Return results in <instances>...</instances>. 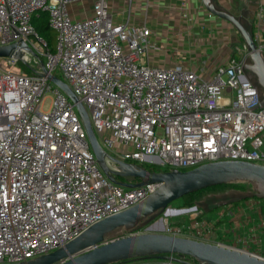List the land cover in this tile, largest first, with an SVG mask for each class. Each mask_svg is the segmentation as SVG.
<instances>
[{"label": "built area", "instance_id": "2783aa9c", "mask_svg": "<svg viewBox=\"0 0 264 264\" xmlns=\"http://www.w3.org/2000/svg\"><path fill=\"white\" fill-rule=\"evenodd\" d=\"M81 1L0 0V46L22 42L29 48H17L0 65V264L49 254L159 187L127 189L109 181L75 104L37 74L40 62L50 74L61 73L101 148L122 162L160 164L168 171L229 160L264 165L262 92L245 70V46L241 57L230 58L210 79L182 66L150 67L145 25L113 23L102 0L92 17L73 20L68 6ZM41 13L56 34L53 52L32 25ZM256 22L264 25V6L257 9ZM255 42L264 57V43L257 36ZM28 54L35 60L32 68ZM46 92L54 98L50 111L42 113ZM184 211L192 220L198 217L196 207ZM163 222L166 235L209 243L207 229H185L167 216ZM215 245L264 261L260 250ZM122 264L182 263L149 258Z\"/></svg>", "mask_w": 264, "mask_h": 264}, {"label": "water", "instance_id": "95a60500", "mask_svg": "<svg viewBox=\"0 0 264 264\" xmlns=\"http://www.w3.org/2000/svg\"><path fill=\"white\" fill-rule=\"evenodd\" d=\"M202 3L211 15L229 22L241 35L249 56L245 70L261 90V105L264 106V57L251 32L234 16L217 10L212 0H202ZM19 47L29 51L22 42L0 46V58L10 57ZM16 56L14 54L15 58ZM38 67L42 72L37 74L58 87L75 104L90 149L109 181L127 189L151 184L159 187L136 206L94 224L55 251L16 264H122L149 258L172 259L182 264H264V261L236 250L163 233V221L169 206L188 194L220 185L244 183L250 185L253 191L247 196L248 199L264 200V165L229 160L203 164L188 171L152 172L141 166L122 162L101 148L85 108L68 85L50 74L42 62ZM229 203L222 202L221 206ZM137 229H145L146 232L118 237L122 231L132 232ZM185 257L191 258L194 263L184 261Z\"/></svg>", "mask_w": 264, "mask_h": 264}, {"label": "crops", "instance_id": "0c3cea01", "mask_svg": "<svg viewBox=\"0 0 264 264\" xmlns=\"http://www.w3.org/2000/svg\"><path fill=\"white\" fill-rule=\"evenodd\" d=\"M101 0H83L68 6V14L77 20L81 11L85 20L93 16L94 5ZM113 23L127 26L145 25L150 30L148 64L154 67L182 66L203 79H210L216 69L232 57H241L244 41L239 32L227 21L211 15L202 0H102ZM217 10L224 11L249 31L254 40L264 43V25L259 27L256 12L264 0H212ZM232 202V201H231ZM250 199L236 206L230 203L215 211V217L192 220L183 224L185 229L202 228L210 244L224 243L250 250L243 237L251 236L246 223L251 221L248 212L257 205ZM194 216L191 218L193 219ZM204 226V227H202ZM247 232V233H246ZM251 233V234H250ZM231 238V240H230ZM220 239V241H216ZM224 240V242H223ZM246 240V241H245ZM261 251L256 248L254 251ZM251 251V250H250Z\"/></svg>", "mask_w": 264, "mask_h": 264}, {"label": "rangeland", "instance_id": "374dc122", "mask_svg": "<svg viewBox=\"0 0 264 264\" xmlns=\"http://www.w3.org/2000/svg\"><path fill=\"white\" fill-rule=\"evenodd\" d=\"M81 15H79V17L77 18V20H79V18H81V16H83L84 11H81ZM53 35L56 37V34L53 32ZM55 43L53 42L52 47H55ZM27 57L30 59L29 62V67L32 68L35 64V60L32 58V56L30 54L27 55ZM3 58H0V65L3 62L2 61ZM3 64V63H2ZM4 65V64H3ZM150 67H154L152 65H150ZM18 68V67H17ZM17 68H8L11 69L12 72H18ZM54 74L58 77L61 78V73L59 71H55ZM54 96L51 92H46L44 94V98L41 102L40 105V111L42 113H47L50 111L51 108V103L53 100ZM98 140L100 141V139L98 138ZM111 154L115 155L116 157H119V154L116 152H110ZM153 165V164H150ZM155 166L158 170L160 171H165L166 170V166H162L160 164H155L153 165ZM253 191L250 189L248 190V192H240L239 190H237L236 188H231L229 190H224V191H220V192H204L202 193V195L200 196V198L198 199V201L195 203L194 206L191 207H183L182 203L180 201H175L173 202L167 211V217L168 220L171 224H184L186 225L187 223L192 221V213L190 211H184L187 209H191L196 207L197 211H198V217L196 219L199 220L200 217L205 216L207 219H210V217H215L214 212H210V210L214 207H218L221 206V203L223 202H231V201H236L239 199H242L245 196H248L252 193ZM177 211H180L181 213H177ZM183 211V212H182ZM250 217H251V221L249 222L248 226H247V231L249 233V230L253 229L255 231V238L254 241H256V243L253 242L251 236H247V234H245L243 237L247 239H251L248 242V247L250 245V250L254 251L256 248H261V250L264 249V228L261 227V222L259 219L263 218L262 214H257L256 211H252V212H248ZM251 228V229H249ZM247 233V232H246ZM251 234V233H250ZM124 235H122L121 233L118 234V237H123ZM231 240V238H230ZM245 240V241H246ZM217 242L220 241V239L216 240ZM224 242V240H223Z\"/></svg>", "mask_w": 264, "mask_h": 264}, {"label": "trees", "instance_id": "16d2710c", "mask_svg": "<svg viewBox=\"0 0 264 264\" xmlns=\"http://www.w3.org/2000/svg\"><path fill=\"white\" fill-rule=\"evenodd\" d=\"M32 25L35 27L38 34L46 41L47 46L50 49V51L53 52L55 47H52V44H53V42H56V37L53 35V31L49 27L47 15L45 13H41L38 18H34L32 20ZM250 32L252 34V31H250ZM140 166L145 168L148 171L162 172V171L158 170L155 166L147 164V163L141 164ZM165 171H168V170L166 169ZM117 180H121V181L123 180L124 181V179H122V178H117ZM136 181L137 180H132V182H136ZM231 188H236L240 192H248V190L251 189L250 185L244 184V183H233V184H227V185H220V186L204 189L202 191H199V192H196L193 194H188V195L182 197L181 199H179L177 201H180L182 203V206L184 208L185 207L187 208V207L194 206L195 203L200 198V196L202 195V193H204V192H208V191L209 192L210 191L211 192H220V191H224V190H229ZM248 200H250V199H248L247 196H245L240 200L232 201L230 204L232 206H236V205L241 204V203L248 201ZM254 200H256L258 203L252 209V211H256V213L259 215L262 214L263 215L262 219L264 220V200H259V199H255V198H254ZM219 208H222V206L214 207L210 210V212H215V211L219 210ZM199 219H201V217ZM175 225L183 226V224H179V223H177ZM261 253L264 254V249L261 250ZM183 260L190 262V263H194V261L189 257H185V258H183Z\"/></svg>", "mask_w": 264, "mask_h": 264}]
</instances>
